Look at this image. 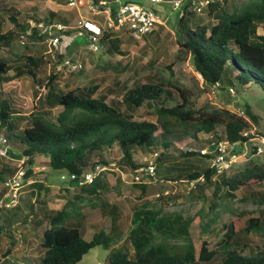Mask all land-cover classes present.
Masks as SVG:
<instances>
[{
	"label": "trees",
	"instance_id": "obj_1",
	"mask_svg": "<svg viewBox=\"0 0 264 264\" xmlns=\"http://www.w3.org/2000/svg\"><path fill=\"white\" fill-rule=\"evenodd\" d=\"M106 1L112 3L114 0ZM111 9L114 10V7L111 6ZM179 11L176 21L179 51L188 55L193 68L207 85L223 89L225 85V90L232 89L236 94V87L252 82L259 83L264 91V34L257 33V28L264 25V0L210 2L202 13H206L211 21L208 24L197 23L192 27L189 25L190 17L197 12L191 8V0H182ZM48 16L40 24L30 26L28 22L18 23L10 15L13 27L0 32V46L10 45L17 28L26 37L43 42L49 37L47 28L51 24L61 23L66 26L64 29L54 28L60 42L81 31L70 27L69 19L57 12L50 11ZM27 30L30 31L29 34H26ZM116 32L118 31L103 29L101 34L100 43H104V53L107 56L122 53L119 48L123 43L122 38L115 35ZM53 54L55 60L63 57L59 49L54 50ZM47 55L52 57V53L47 50L40 55L23 56L24 67L17 68L7 79L27 75L37 85H42L37 69L40 64L49 61ZM82 68L83 66L77 71ZM10 69L12 67L8 60L0 57V82ZM58 74L54 69L49 74L42 86L45 87V92L37 96L40 113H29L27 116L30 119L27 117L28 121L22 128L16 122L24 116L15 111L6 98L0 96V133L6 137L5 131L8 129L21 131L20 142L25 147L21 153L23 158L20 167L32 169L27 179L36 173L33 167L37 159L43 156L52 169L81 175L97 165L93 163L87 168L88 153L115 144L122 154L120 163L132 172L145 164H139L133 157L134 151L139 148L147 153H156L155 163L168 167L169 174L164 173L163 182L185 181L192 183L190 189L196 191H201L203 186L212 187L214 199L210 200L208 213H215L219 205L218 198H231L239 187L249 188L264 182V163L251 162L250 167L230 174H217L211 166V145L227 141L235 144V151L241 153L240 147L252 137V134H243L251 130L253 124H258V115L248 103L244 104L245 115L226 108H196L191 103L190 92L185 86L178 81L158 77L155 78L156 81H137L131 87L124 86L120 99L111 98L107 101L106 95H96L99 89L96 82H89L69 91L59 89ZM231 85L235 86L236 91ZM168 100H173V104L168 105ZM56 106L62 107V110L55 120L48 119L51 109ZM143 106L150 109L149 113L155 116L154 120L133 118L132 109ZM217 126L221 129L218 130ZM199 134L207 136L206 153L187 150L183 152L185 157L181 160L168 154L173 141L186 137L198 139ZM160 148L161 151H158ZM254 151L255 147L253 153ZM197 156L209 160V163L198 162ZM101 163L106 165L108 162L101 160ZM13 173L14 171H9L7 175L0 176V182ZM68 183L79 187L78 200L84 195L90 197L95 204L101 200L102 184L98 175L91 183L82 186L73 180ZM30 185L37 188L39 186V189L41 186L36 181ZM159 197L171 200L176 195L168 194L163 197L160 194ZM200 197L204 196L201 194ZM252 199L257 198L252 196ZM258 200L264 202V197ZM31 207L33 208L32 205ZM67 207L68 201L59 209L45 208L42 211L41 217L47 221L48 227L43 229L39 242L43 249L41 264H77L84 254L96 246L111 249L109 264H264V249L254 252L250 248V254H246L244 251L249 247L241 238L244 233L264 231V211H260L258 216L248 217L240 229L234 220L222 224L217 230L211 231L212 236L203 239L199 249H196L189 237L192 217H183L181 212L166 213L161 208H151L145 201L144 207L135 210L131 216V227L126 235L132 247L130 252L126 246L118 244L122 234L115 225H111L106 231L97 223L87 221L86 225L92 227L94 233L91 239H83L77 227L64 224L69 218ZM202 210L203 208L200 211ZM33 222L41 223L35 220ZM238 231H241V235ZM169 239H182L183 242L173 244L169 243ZM218 254L222 255L219 260L216 259Z\"/></svg>",
	"mask_w": 264,
	"mask_h": 264
},
{
	"label": "rangeland",
	"instance_id": "obj_2",
	"mask_svg": "<svg viewBox=\"0 0 264 264\" xmlns=\"http://www.w3.org/2000/svg\"><path fill=\"white\" fill-rule=\"evenodd\" d=\"M121 1L149 5L148 0ZM154 7L162 16V23L154 31L139 40L122 30L115 33L122 38L123 43L119 46L121 54L107 56L104 53V43H100L99 51H90L83 36L79 33L60 42L59 51L63 55L61 59H78L83 68L72 74L67 73L59 64L61 59L55 60L47 55L46 58L49 61L40 64L37 69V75L42 85H37L27 75L7 79V76L12 75L17 68L24 67L23 56L40 55L45 50L48 52L47 48H49L47 39L43 42L35 38H28L25 34H21L20 28H17L10 45L0 46V57L8 60L12 67L5 75L4 80L0 82V96L6 98L13 105L14 110L24 116L23 119L16 122V125L22 128L30 119L27 116L29 113H40L37 96L39 93L45 92V87L42 86L53 69L59 73L57 81L59 89L69 91L89 82H96L99 84L96 95L98 93L106 95L107 101L111 98L120 99L124 86L131 87L137 81L139 83L156 81L155 78L158 77L164 80L178 81L185 86L190 92L191 103L196 108L204 107L207 110L226 108L245 115L244 104L248 103L254 113L258 115V124L252 125L254 130L253 133H250L252 137L240 147V159L226 173L243 171L246 167L251 166V162L264 163V149L262 153H257L256 150L253 153L255 144H261L260 140H264V91L261 85L251 82L243 87H236L237 91L235 86L231 85L236 94L233 91L225 90V85L224 89L216 85H207L193 68L188 55L180 52L176 43V21L180 14L179 9L173 8L168 2L157 3ZM50 11L68 18L70 25L80 16L94 17L100 23L102 22V15L90 13L86 3L84 6L69 8L60 0H0V32H5L13 27L12 21L9 19L10 15L14 16L18 23L28 22L30 26H36L49 17ZM190 18L189 25L191 27L197 23L208 24L211 21L206 13H195ZM47 31L57 35L54 27L48 28ZM257 33L264 34V25L257 28ZM173 102V100H168L167 104L170 105ZM122 107L124 108L125 105ZM61 110L60 106L52 108L48 119L55 120ZM132 110L133 118L136 120L155 119V116L149 113L150 109L145 106ZM217 129L220 130L221 127L217 126ZM5 135L8 139L9 149L22 153L25 145L20 142L21 131L8 129L5 131ZM206 137L204 134H199L198 139L186 137L173 141V147L171 146L167 152L176 160H181L184 156L183 152L187 150H200L201 154L206 153L202 151L206 150L208 144L205 141ZM262 145L264 148V143ZM159 150L161 151V148ZM152 154L137 148L133 157L139 164H144L151 159ZM121 155L117 146L113 144L110 147L103 146L86 156L87 168L93 163L101 168L98 179L102 184V196L101 200L96 202L97 205L86 195L78 200L79 187L62 180L60 178L61 171L47 165V158L44 156L38 158L33 167L36 173L29 179L32 181L27 182L28 180L25 178L26 184L20 190L18 198L20 208L0 210V264H41L43 249L39 242L43 229L48 227L47 221L41 216L43 209L48 205L47 201L51 202V206L54 207L59 205L61 207L68 201L69 218L64 224L77 227L85 240L91 239L94 233V229L86 225L87 221L97 223L106 231L110 229L111 225L117 226L122 234L118 244L126 246L130 252H132V247L126 239V235L131 227V216L135 210L144 207L145 201L151 208H161L166 213L181 212L183 217H192L189 237L196 249H199L203 239L212 236L211 231L217 230L222 224L234 220L240 229L248 217L258 216L260 211H264V202L258 200V198L264 197V182L254 184L249 188L239 187L231 198H216L219 205L215 209V213L212 214L207 212L210 200L214 199L212 187L203 186L201 191H196L190 189L192 185L185 181L163 182L164 173L169 174V171L168 167L159 162L156 164V180L144 177L141 181L135 182L132 178V170L120 163ZM101 160L108 163L103 165ZM196 160L200 163H209V160H204L199 156ZM21 163L22 160L0 157V176L7 175L9 171H15L21 166ZM33 181L41 184L40 189L30 185ZM31 188H34L33 194L28 192ZM160 194H163V197L174 194L176 197L171 200L160 199ZM201 194L204 197H200ZM22 195L27 199H21ZM31 195L35 196L33 201L30 198ZM252 196L257 199L253 200ZM201 208H203L202 211H200ZM33 220L41 221V223L34 224ZM206 223H208L207 226ZM240 232L238 231V234L241 235ZM241 238L249 247L244 251L246 254H250V248L254 252L264 249V231L244 233ZM168 241L173 244L183 242L182 239H169ZM110 251L111 249L102 246L93 247L83 255L77 264H109ZM221 256L218 254L216 259L219 260Z\"/></svg>",
	"mask_w": 264,
	"mask_h": 264
},
{
	"label": "built area",
	"instance_id": "obj_3",
	"mask_svg": "<svg viewBox=\"0 0 264 264\" xmlns=\"http://www.w3.org/2000/svg\"><path fill=\"white\" fill-rule=\"evenodd\" d=\"M60 1L69 8L84 6L86 3L90 13L102 15L101 23L94 19V17L80 16L70 26L81 30L79 34L83 36L87 48L93 52H97L101 48L100 37L103 29L114 31L122 30L124 32H128L133 38L139 40L144 35L154 31L158 25L162 23V16L155 9V4L168 2L173 8L179 9L182 3V0H148L149 5L121 0H114L112 3L106 0H100L98 2H95L94 0ZM213 1L216 0H191V8L197 13H202L204 8ZM111 6L114 7V10L111 9ZM52 27L57 30L66 28L65 25L60 23L51 24L48 28ZM45 29L46 28H44V30ZM28 32L30 33L29 30L26 31V33ZM48 33V53H52V58H54L55 54H53V52L54 50L59 49L60 39L58 35L51 34L50 32ZM21 36L23 37V35ZM59 64L67 73H72L82 67V63L78 59L64 58ZM230 91L233 90L230 89ZM253 132L254 130L251 129L245 131L243 134L247 135ZM260 142L261 144H255L254 146L257 153H262L264 149L262 145L264 140L261 139ZM234 145L235 144L227 141H221L216 144L215 151H213V156L211 158V166L215 169L217 174L228 172L240 159L241 153L235 151ZM10 151L7 138L0 133V157L10 158ZM202 151L207 152L208 149L206 148V150ZM155 157L156 153H153L151 155V159L132 172V178L135 182L141 181L144 177L156 180ZM100 169V166L96 165L93 168L84 171L81 175H76L73 172H61L60 178L67 182L72 180L77 181L78 184L82 186L91 183L100 172ZM24 175L25 169L19 166L11 176L2 182L3 191L0 196V210L3 208L11 209L18 204L20 190L26 184V181H24ZM27 180V182H30L29 179Z\"/></svg>",
	"mask_w": 264,
	"mask_h": 264
},
{
	"label": "water",
	"instance_id": "obj_4",
	"mask_svg": "<svg viewBox=\"0 0 264 264\" xmlns=\"http://www.w3.org/2000/svg\"><path fill=\"white\" fill-rule=\"evenodd\" d=\"M215 147H216V143H214L213 145H211L210 147H209V149L211 150V151H215ZM9 156H10V158H13V159H15V160H22V158H23V156H22V154L21 153H19L18 151H10L9 152ZM31 173H32V169L31 168H27L26 170H25V175H24V178H28V176H30L31 175Z\"/></svg>",
	"mask_w": 264,
	"mask_h": 264
},
{
	"label": "crops",
	"instance_id": "obj_5",
	"mask_svg": "<svg viewBox=\"0 0 264 264\" xmlns=\"http://www.w3.org/2000/svg\"><path fill=\"white\" fill-rule=\"evenodd\" d=\"M61 24V23H60ZM30 181H32V180H30ZM34 186V185H33ZM38 188H39V186H38ZM33 189L34 188H31L28 192H29V194H33ZM2 191H3V185H2V182H1V185H0V194L2 193ZM22 197L23 198H21V199H23L24 200V198L25 199H27V197H25L24 195H22ZM31 201H33L34 200V198H35V196H32L31 195ZM48 205H47V207L46 208H48V209H59V207H60V205L59 206H56V207H54V206H51L52 204H51V202H49V201H47L46 202ZM29 206H30V204H29ZM62 207V206H61ZM60 207V208H61ZM20 208V205L17 207V209H19ZM45 209V208H44ZM1 210H3V209H1ZM3 212V211H2ZM5 218V217H4Z\"/></svg>",
	"mask_w": 264,
	"mask_h": 264
}]
</instances>
